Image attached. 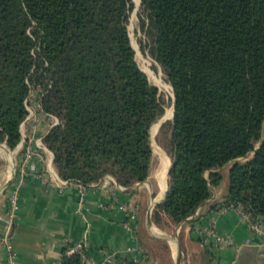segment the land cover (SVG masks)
Masks as SVG:
<instances>
[{
	"label": "trees",
	"instance_id": "1",
	"mask_svg": "<svg viewBox=\"0 0 264 264\" xmlns=\"http://www.w3.org/2000/svg\"><path fill=\"white\" fill-rule=\"evenodd\" d=\"M132 9L131 0H0V143H18L35 81L45 90L43 106L59 118L44 140L62 178L88 187L105 174L123 186L148 176L150 127L165 107L135 60ZM138 17L142 50L174 93L167 187L152 221L163 215L177 225L192 215L212 197L227 162L226 191L209 209L239 206L259 220L264 0H140ZM84 256L83 248L65 247L60 262L86 264Z\"/></svg>",
	"mask_w": 264,
	"mask_h": 264
},
{
	"label": "crops",
	"instance_id": "2",
	"mask_svg": "<svg viewBox=\"0 0 264 264\" xmlns=\"http://www.w3.org/2000/svg\"><path fill=\"white\" fill-rule=\"evenodd\" d=\"M24 142L25 138H21L12 149L1 143L11 151L7 162L3 158L6 149L0 147L3 155L0 158L4 161V166L0 167V219L5 220L4 225L0 224V264H9L11 259L1 241V234L7 227L8 195L21 166L25 169V176L20 183L9 230L15 264H55L60 261L65 247L68 250L79 242L84 245L86 264H151L149 250L144 245L143 222L147 224L148 207L164 195L166 163L163 178L159 174L160 179L152 171L145 180L130 186H123L114 177L107 176L82 191L75 183L59 190L50 171H55L52 152L43 147L24 161V154L20 151ZM227 173L228 167L222 174L221 189L219 183L212 197L199 205V219L191 221L186 218L177 227L183 231L187 244L193 243L190 238L198 240L205 264H264V236L250 230L238 207L229 206L223 211L209 209L208 201L219 200L224 195ZM157 179L161 183L159 186ZM121 202L135 207L134 219L126 218L125 211L118 207ZM196 221L203 225L214 222L221 241L213 242L211 238L198 235L192 227ZM259 221L264 230V214ZM151 232L163 235L154 227ZM246 239L251 243H245ZM170 242L175 250L172 239Z\"/></svg>",
	"mask_w": 264,
	"mask_h": 264
},
{
	"label": "rangeland",
	"instance_id": "3",
	"mask_svg": "<svg viewBox=\"0 0 264 264\" xmlns=\"http://www.w3.org/2000/svg\"><path fill=\"white\" fill-rule=\"evenodd\" d=\"M133 3V9L129 13L128 22H127V30L130 38L131 45L135 51V60L140 67L141 70H144L148 76V79L157 86L158 91L161 97L164 100V113L163 117L166 118L163 122L164 125L161 126L163 122L158 124V119L156 123L150 127V144L152 148V156L150 162V172L155 171V175L158 177L161 174L163 178L164 166L166 163L169 164L168 160L171 161V156L166 149V142L170 134V124L171 121V109H172V99H173V90L170 84L165 80L162 70L159 65L148 55L147 51L142 50V45L145 44V36L140 29L139 26V17H138V8L137 6L139 0H131ZM45 94L44 87L41 84L32 81L29 85L27 95L24 99V105L26 107L27 113L23 120L20 123V139L25 138V142L21 147L20 151L22 154L29 153V157L35 154L39 149L46 147L49 151L52 150L48 147V144L45 142L44 137L50 130V128L59 122V118L55 112H51L43 106L42 98ZM170 110V113H166L167 110ZM169 117V118H167ZM264 130V127H263ZM19 139V141H20ZM4 143V142H1ZM0 143V147L6 149ZM6 144V143H5ZM7 145V144H6ZM7 147H9L7 145ZM10 148V147H9ZM12 149V148H10ZM8 151L6 149L5 154H1L7 162ZM53 155V152H52ZM244 159V158H239ZM11 173L13 169V162L11 159ZM55 172L58 174L55 164H52ZM230 162L223 164L219 169L222 174L226 172L227 167L229 168ZM4 166V161L0 158V167ZM7 165H5L6 168ZM148 174V175H149ZM59 175V174H58ZM60 176V175H59ZM107 176L113 177L111 174H105L101 181ZM61 177V176H60ZM148 177V176H147ZM146 177V178H147ZM13 178V177H12ZM62 178V177H61ZM145 178V179H146ZM144 179V180H145ZM160 179V176L158 177ZM156 180V184L159 186L161 183ZM100 181V182H101ZM224 181L228 182L227 175L224 177ZM142 182V181H141ZM219 184V189H221ZM226 187L223 188L226 191ZM156 196V195H155ZM154 196V198H155ZM154 208V207H153ZM153 208L151 212L153 211ZM152 220V219H151ZM195 218H192L191 221H195ZM152 226L149 227L146 223L143 222V231L145 232L146 238L144 239V245L149 250V260L151 264H176V249L174 250L172 247V242L170 240H174L180 246V260L178 264H205V261L202 257V251L198 240L195 238H190L193 243H186L184 239L183 231L179 230L177 225L171 224L163 215L160 216V220L158 223L152 221ZM193 226V225H192ZM154 227L161 231L163 234L170 237H162L160 235H155L151 232V228Z\"/></svg>",
	"mask_w": 264,
	"mask_h": 264
},
{
	"label": "built area",
	"instance_id": "4",
	"mask_svg": "<svg viewBox=\"0 0 264 264\" xmlns=\"http://www.w3.org/2000/svg\"><path fill=\"white\" fill-rule=\"evenodd\" d=\"M29 158V153H26L24 156V161H26ZM51 171V174L53 176V178L55 179V183L57 184L59 190H62L63 187L69 183H75L76 185H78V187L80 188V190L82 191L86 186L82 185L81 183L72 181L70 179L67 178H61L55 171ZM25 176V169L23 166H21L19 168V171L17 172V175L14 177V183L13 186L11 188V191L8 195V203H7V215L8 218L6 219V223H7V227L4 230V232H2L1 234V241L4 245V247H6L7 253L9 255L10 262L9 264H15L14 261L12 260V252H11V245L9 243V230L12 224V220L14 217V211L16 208V203H17V198H18V193H19V188H20V183L23 180ZM138 183V182H136ZM119 185V184H118ZM121 186V185H119ZM232 206V205H231ZM118 207L123 209L126 213V218L129 219H134L136 216V210L135 207L131 204V203H124L121 202L118 204ZM229 207V206H227ZM227 207H221L219 208V211H223L225 210ZM239 209V212L241 214V216L246 219L247 223H248V227L250 228V230H252L253 232H255L257 235L260 236H264V230L261 227L260 221H252L251 218L249 217L248 213H246L244 210H242L241 207L236 206ZM199 215L198 209H196L194 211V213L190 216H188L187 218H195ZM127 220V221H128ZM198 220V219H197ZM125 225L127 227H129L128 222H125ZM193 229L198 233V235L208 239L211 238L213 242H219L221 241V237L220 235H218V233L216 232L215 228H214V222L212 221H208L207 224L203 225L201 223H199V221L194 222L193 224ZM245 243H251L250 239H246ZM80 248H84V245L82 243H75L74 245L70 246L68 251H74ZM55 264H61L60 261L56 262Z\"/></svg>",
	"mask_w": 264,
	"mask_h": 264
},
{
	"label": "water",
	"instance_id": "5",
	"mask_svg": "<svg viewBox=\"0 0 264 264\" xmlns=\"http://www.w3.org/2000/svg\"><path fill=\"white\" fill-rule=\"evenodd\" d=\"M139 4H140V0H139V2H138L137 6H139ZM143 71H144V70H143ZM144 72H145V71H144ZM173 111H174V93H173V99H172V116H173ZM167 118H169V117H167ZM165 119H166V118H164L163 115H162V116L160 117V119L158 120V124H160L161 122H163ZM260 144H261V141H259V142L256 144L255 149L258 148V147L260 146ZM254 151H255V150H254ZM254 151H253V152H254ZM169 165H170V164H169ZM169 165H168V168H167V173H168ZM165 190H166V189H165ZM164 193H165V191H164ZM163 197H164V195H163ZM163 197H162V199H163ZM162 199L153 202V203L148 207V210H147V224H148L149 226L152 225V220H151V210H152V208L154 207V205H155L156 203L160 202ZM4 222H5L4 219H0V224L4 225ZM162 237H164V238H165V237L173 238V237H171V236H169V235L167 236L166 234L163 235ZM177 248H178V255H177V257L175 258L176 264H177V263L179 262V260H180V253H181L180 246H179L178 243H177Z\"/></svg>",
	"mask_w": 264,
	"mask_h": 264
},
{
	"label": "bare ground",
	"instance_id": "6",
	"mask_svg": "<svg viewBox=\"0 0 264 264\" xmlns=\"http://www.w3.org/2000/svg\"><path fill=\"white\" fill-rule=\"evenodd\" d=\"M171 112H172V109H171ZM166 113H170V110L168 109L167 110V112ZM171 116H172V114H171ZM166 173H167V170H166ZM153 225V224H152ZM152 225H150L149 227H151ZM163 235H165V234H163ZM163 235H161V236H163ZM169 239H171V238H169ZM173 241V244H174V247H175V249H176V257H177V255H178V248H176V242L174 241V240H172ZM178 264V263H177Z\"/></svg>",
	"mask_w": 264,
	"mask_h": 264
}]
</instances>
